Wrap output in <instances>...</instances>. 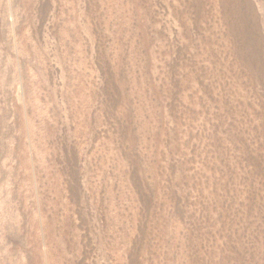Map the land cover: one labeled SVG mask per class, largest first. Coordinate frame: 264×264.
<instances>
[{
    "label": "rangeland",
    "instance_id": "1",
    "mask_svg": "<svg viewBox=\"0 0 264 264\" xmlns=\"http://www.w3.org/2000/svg\"><path fill=\"white\" fill-rule=\"evenodd\" d=\"M0 264H264V0H0Z\"/></svg>",
    "mask_w": 264,
    "mask_h": 264
}]
</instances>
